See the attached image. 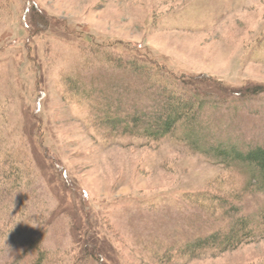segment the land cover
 <instances>
[{
	"label": "rangeland",
	"instance_id": "1",
	"mask_svg": "<svg viewBox=\"0 0 264 264\" xmlns=\"http://www.w3.org/2000/svg\"><path fill=\"white\" fill-rule=\"evenodd\" d=\"M259 147L264 0H0V264H264Z\"/></svg>",
	"mask_w": 264,
	"mask_h": 264
},
{
	"label": "trees",
	"instance_id": "2",
	"mask_svg": "<svg viewBox=\"0 0 264 264\" xmlns=\"http://www.w3.org/2000/svg\"><path fill=\"white\" fill-rule=\"evenodd\" d=\"M178 118H174L173 116H169L166 120V122L163 123L162 126L154 125L149 126L146 129H143L142 132L145 133L148 137H160L167 133H169L174 125V123L177 121ZM242 161L247 164V166L253 167L256 171H258V177L257 181L261 180L264 182V149L263 148H255L253 150H250L243 154ZM238 227H241V229H244L246 227L245 223H241L239 225L233 226L226 234L220 235V234H214L211 235L203 240L200 241V244H211L212 246H218L216 249H220L223 247L227 249L228 247H234V245H237L239 242H234V244L231 242L232 239H234L233 233L237 231Z\"/></svg>",
	"mask_w": 264,
	"mask_h": 264
}]
</instances>
